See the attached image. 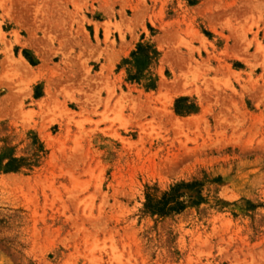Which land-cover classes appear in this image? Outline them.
Wrapping results in <instances>:
<instances>
[{"label":"rangeland","instance_id":"rangeland-1","mask_svg":"<svg viewBox=\"0 0 264 264\" xmlns=\"http://www.w3.org/2000/svg\"><path fill=\"white\" fill-rule=\"evenodd\" d=\"M0 264H264V0H0Z\"/></svg>","mask_w":264,"mask_h":264},{"label":"trees","instance_id":"trees-1","mask_svg":"<svg viewBox=\"0 0 264 264\" xmlns=\"http://www.w3.org/2000/svg\"><path fill=\"white\" fill-rule=\"evenodd\" d=\"M168 202H172L173 206L167 207ZM182 207H183L182 203L175 201L172 196L167 198H162L161 200H158L155 203H151L147 206L148 209L156 213H162L165 210H178L181 209Z\"/></svg>","mask_w":264,"mask_h":264}]
</instances>
